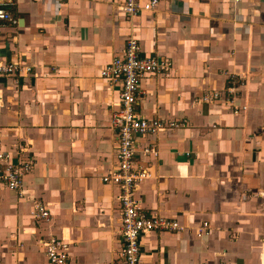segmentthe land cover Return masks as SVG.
Returning a JSON list of instances; mask_svg holds the SVG:
<instances>
[{"label": "crops", "instance_id": "0c3cea01", "mask_svg": "<svg viewBox=\"0 0 264 264\" xmlns=\"http://www.w3.org/2000/svg\"><path fill=\"white\" fill-rule=\"evenodd\" d=\"M0 2L17 19L0 22V58L32 66L0 74L1 148L33 162L23 196L0 180V264H49L50 236L72 263L122 261L120 188L102 180L117 164L121 83L100 69L130 37L172 62L169 76H143L136 111L186 122L135 138L150 173L141 206L183 226L144 233L141 264H264V0H158L137 15L124 0Z\"/></svg>", "mask_w": 264, "mask_h": 264}, {"label": "built area", "instance_id": "2783aa9c", "mask_svg": "<svg viewBox=\"0 0 264 264\" xmlns=\"http://www.w3.org/2000/svg\"><path fill=\"white\" fill-rule=\"evenodd\" d=\"M8 2H0V22L16 24L7 9ZM158 0H124L122 9L129 15H137L141 11L152 10ZM172 62L158 56L141 53L138 39L130 37L126 40L121 55L112 58L109 64L100 69V74L112 82L121 83L120 108L113 112L110 125L116 130L117 164L108 174L102 177L104 182H111L120 188V207L122 212V232L124 245L121 248L122 261L115 264H141L140 237L152 230L179 231L183 226L177 219L169 218L155 210L146 211L136 196V188L140 182L150 176L147 169L138 168L134 162L135 138L138 135L155 134L167 128L184 126L186 122L165 121L161 118H150L136 111L139 98L144 96L142 78L147 73L169 76ZM32 71V66L20 60H4L0 58V74L25 75ZM235 88L231 87L230 94ZM219 93L212 94L217 98ZM145 152L152 151L144 148ZM155 154L157 151H152ZM33 162H13L11 153L1 148L0 139V180L4 181L11 190H20L24 175L30 172ZM32 215L37 218L50 219V212L42 202H35ZM208 223L203 222L198 234L207 233ZM49 264H81L72 263L69 253V242L58 237L50 236L43 241Z\"/></svg>", "mask_w": 264, "mask_h": 264}]
</instances>
